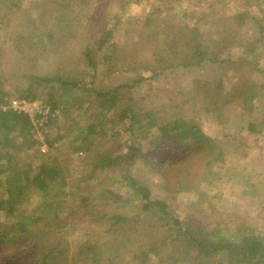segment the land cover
<instances>
[{"label": "rangeland", "instance_id": "obj_1", "mask_svg": "<svg viewBox=\"0 0 264 264\" xmlns=\"http://www.w3.org/2000/svg\"><path fill=\"white\" fill-rule=\"evenodd\" d=\"M13 1L0 5V80L9 95L5 106L11 99H22L19 90L25 86L28 75H60L66 81L78 80L96 90L131 85L119 92L133 99L139 117L151 111L162 124L183 120L196 125L210 138L213 149L196 145L190 135L175 141L174 133L168 147L158 148L151 143V135L157 131L145 125L143 132L137 133L134 124L132 132L136 134H131L126 130L127 120L123 124L116 121L118 108L112 111L110 123L102 122L106 138L94 137L92 149L99 152L106 145L109 149H123L136 138L141 151L130 167V174L148 187L151 198L167 203L173 216L184 223L199 225L208 233L214 231V239L233 241L250 234L261 236L264 245V30L263 34L259 31L260 27L264 29V0H42L46 7L40 5L41 0ZM192 28L200 32L211 50L210 42L220 41L222 55L233 61L241 59L238 61L241 66L198 63L186 56L185 65L154 76L149 69H142L150 61L153 48L169 54L168 47H177ZM50 29L54 33L52 38L46 35ZM102 30H111V34L104 50L96 52L94 42L100 39ZM155 33L158 34L153 41H149ZM86 48L93 51L94 72L85 60ZM184 53L192 52L185 49ZM107 54L111 59L105 60ZM140 76L142 81L133 83ZM194 79L211 82L208 90L217 93L221 117L206 111L211 106L205 102L204 94L182 97L188 93L179 90H187ZM72 87L75 90L65 94L60 89L52 90L57 105L54 108L44 97L24 98L49 107L51 113L45 121L41 117L31 121L30 132L38 142L17 154V167L22 171L21 168L31 165L33 175L40 163L54 164L61 170L64 182L58 181V186L53 187L54 197H46L34 187L23 190L29 200L19 208L23 213H59L61 235L51 233L50 240L68 260L94 264L87 247L93 246L97 250L94 255L98 256L101 254L98 249L114 243L110 236L113 235L123 242V246L112 247L113 264H127L130 253L137 254L138 245L142 244V249L147 240L166 237L169 226H162L149 212L140 210L138 195L123 183L118 170L95 171L89 162L91 151L72 150L73 145H78L72 139H79V133L100 109L98 101L82 97L79 86ZM243 99L249 100L244 104ZM261 121L259 132L247 130L249 122L256 125ZM15 135L9 134L11 138ZM51 139L58 140L49 147ZM194 151L189 164L174 165ZM6 197L0 190V198ZM7 211L8 208L0 210V235L10 231ZM136 213H143L137 218L139 222L130 220L129 226L115 231L113 215ZM138 226L145 234L154 236L140 239ZM2 244L3 240L0 247ZM172 247L168 245V250L159 251L165 253L163 262L159 261V253H151L145 263H195L190 254L185 258L182 244L177 249ZM85 248L89 251L86 255ZM124 249L128 253L122 252L117 257L116 253ZM9 253L10 250L0 251V264H5ZM106 254L99 258L104 259ZM121 256L124 258L120 259ZM222 258L217 254L216 264H229ZM135 263H140L139 259L131 264ZM8 264L18 261L14 259Z\"/></svg>", "mask_w": 264, "mask_h": 264}, {"label": "trees", "instance_id": "obj_2", "mask_svg": "<svg viewBox=\"0 0 264 264\" xmlns=\"http://www.w3.org/2000/svg\"><path fill=\"white\" fill-rule=\"evenodd\" d=\"M14 2L13 0H0V5L5 6V2ZM18 1V0H15ZM51 3V2H50ZM15 3L14 5H17ZM46 7V4L40 1V5ZM60 8V4H57V9ZM64 9V6L63 8ZM166 26V23H164ZM263 27L259 28L260 33L263 34ZM46 35L49 38H52L54 33L51 32V29ZM111 30H102L100 33V39L94 42V48L96 52L104 50V45L109 40ZM158 34V33H157ZM156 33L149 38V41H153V37L157 35ZM185 40L182 43L178 42L177 47L169 46L171 49L169 54H166L164 51H161V48H153L151 53L150 61L142 65L143 70H150L152 75H157L159 72L166 69H170L177 66H183L186 63L185 60L195 59L198 63L207 61L209 63H219V64H238L241 66V59L236 61L230 60L229 57H224L222 46L220 41L215 42L211 45L212 50L207 48V41L203 38L200 32L197 29H193L183 35ZM138 45V44H133ZM164 46V45H163ZM136 49V47H135ZM185 49L192 53H184ZM181 50V51H180ZM166 54V55H164ZM164 55V56H163ZM229 55V54H227ZM85 60L87 65L94 72L96 69V62L93 59V51L90 48H86L84 51ZM163 56V58H162ZM188 58H185V57ZM105 60L111 59L110 55H104ZM184 60V61H183ZM253 66V65H251ZM249 66V67H251ZM96 72V71H95ZM28 80L25 83V86L22 87L19 92L22 98H40L44 97V100H48L50 103V108L56 107V103L53 102L52 93L53 89H60L63 94L75 90L72 86H79V89L83 98L89 97L92 101H98L99 103V114L97 113L94 120L87 123L86 127L84 126V131L79 133V139L73 141L72 150L73 151H84L90 152L89 162L92 164V169L97 171H106V170H118L120 177L122 178L123 183L130 188L134 195H138V204L140 210L143 212H149L152 218H156L162 226H169V234L165 237L162 236L156 237L157 240L151 239L147 240L150 237L154 236L153 234H145V231L142 230L139 226L140 231H137V236H140L147 240L146 247L140 245L137 246V254L130 255L127 257V264H131L135 259H139L140 263L135 264H147L145 263V258L151 253L158 255L160 254L161 248L163 251L168 250L167 246L172 245L171 249H177L179 245L182 244L185 258L190 254L192 260L195 261L193 264H216V256L222 255L224 260L229 264H264V245L262 237L258 235L243 234L242 238L234 239L233 241L226 238L214 239L212 236L215 235V232L212 231L208 233L204 231L199 225H192L190 223H184L179 218H175L171 209L168 208L169 205L163 200L153 199L150 197V190L144 184H141L137 179H135L131 174L130 167L134 164L138 155L141 151V146L134 139H131L128 144H125L124 148L115 149L113 147H106L102 151H95L92 149V139L94 137H103L106 138V133L103 132V127L101 126L102 122H109L112 117V111L114 108H118L117 122L123 124L124 120L128 121L126 125V130L131 134H136L132 132L134 127H137V133L143 130V127L153 128L157 133L151 135V143L158 148L168 147L170 144V136L174 133V139L179 140L182 136L190 135L193 143L196 145L200 144L201 146H206L208 150H212L211 140L209 137L204 135L197 127L193 124H186L183 120H170L164 122H157V118L152 115L151 111H146L142 116L139 117V112L137 109H134L133 99L125 98L124 95L119 92L120 89H128L131 85H119L118 87L108 89V90H96L92 86L87 87L83 82L78 80L66 81L60 75L56 76H36L28 75L25 76ZM25 78V79H26ZM142 77L134 81L133 83L137 84L142 81ZM146 79V77L144 78ZM211 82L206 80H197L194 79L190 82V85L187 90H179L180 93L187 92L188 94H183L184 99L186 96H193L198 93L204 94L205 102L211 106L208 110V113H214L213 116L221 117L219 112V104L216 99H218L217 93L215 90H208ZM72 85V86H71ZM69 87H72L69 89ZM8 92L1 85L0 80V190L7 194L6 198H0V210H5L8 208L7 215L11 219L10 231L0 235V241L3 240L4 245L0 247V251H9L10 253L7 256L5 264L15 259L18 261V264H77L78 260L70 261L66 256H64L58 250V245L54 243L53 240H50L52 237L51 233L61 235L62 220L59 217V213H23L19 208L23 202L28 201L26 195L22 194L23 190H28V188H33L40 193L49 195L50 197L56 196L52 192L53 187L58 186L59 182H64L62 180L63 174L57 165H52L48 163H40L36 172L31 175L32 166L28 165L26 168L20 171L17 167L18 155L22 149H30L32 146L37 145L38 140L34 138L30 132L31 120L27 114L23 112L14 111L11 108L3 109L2 106L6 105L5 98H7ZM249 99H243V103L246 104ZM216 112L218 113L216 115ZM111 116V117H110ZM262 120V119H261ZM116 122V124H117ZM115 123H113L114 125ZM135 124V126H134ZM262 121L255 125V123L249 122L247 124V130L250 132H259ZM100 128H97L98 126ZM134 126V127H133ZM112 128V123H111ZM140 129V130H139ZM146 130V129H145ZM148 130V129H147ZM82 131V130H81ZM177 131V132H176ZM16 133L13 138L9 136L10 133ZM116 132V131H115ZM115 132L113 133L115 135ZM143 132V131H142ZM114 135L112 138H114ZM134 136V135H133ZM60 138V137H59ZM58 138V139H59ZM132 138V137H131ZM58 139H51L48 141L49 147L52 146V142ZM154 140H160L159 142ZM181 141V139H180ZM158 142V143H157ZM168 143V144H167ZM164 144V145H163ZM214 144V143H213ZM204 148V147H203ZM205 149V148H204ZM80 151V152H81ZM190 154L186 159L181 162H174L175 166L189 164ZM59 181V182H58ZM63 186V185H61ZM57 200V198H54ZM80 199H83L80 197ZM86 209V203L82 204ZM143 213H136L135 215H113L112 225H116L117 230L126 228L128 222L138 220V216ZM139 222V220H138ZM143 222V220L141 221ZM61 225V226H60ZM137 225V224H135ZM60 226V227H59ZM59 227V228H58ZM153 232L157 233L156 227L153 224ZM56 231V232H55ZM113 231V232H115ZM114 242L112 245L107 244L105 249H98L102 255H105L104 259H100V255L95 256L94 254L97 250H94L89 247V252L86 248V252L91 253V258L94 264H113V256L111 254L112 247L114 245L123 246V242L116 239L113 235H110ZM167 239V241H166ZM107 240V239H106ZM175 245L177 246L175 248ZM145 246V245H144ZM125 250V251H124ZM119 250L116 253L117 257H120L122 252L128 253L126 249ZM134 252V251H133ZM23 256H22V255ZM160 254V262H163V255ZM84 255V256H85ZM122 255V254H121ZM187 255V256H186ZM124 257L121 256L120 259ZM222 258V259H223ZM4 259V260H5ZM159 259V258H158ZM219 262V261H218Z\"/></svg>", "mask_w": 264, "mask_h": 264}, {"label": "built area", "instance_id": "obj_3", "mask_svg": "<svg viewBox=\"0 0 264 264\" xmlns=\"http://www.w3.org/2000/svg\"><path fill=\"white\" fill-rule=\"evenodd\" d=\"M9 101V104L7 106H4L3 109L11 108L17 112H23L24 114H27L29 116L31 121L36 119L37 117H41V121H45L48 115L51 113L49 107H44L37 101H32L30 99L15 98ZM41 151L44 152L45 148L42 147Z\"/></svg>", "mask_w": 264, "mask_h": 264}]
</instances>
